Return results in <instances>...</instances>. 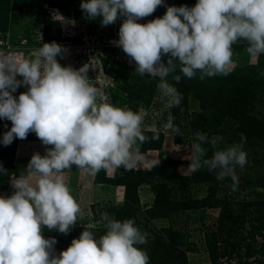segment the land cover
Listing matches in <instances>:
<instances>
[{"label":"clouds","instance_id":"1","mask_svg":"<svg viewBox=\"0 0 264 264\" xmlns=\"http://www.w3.org/2000/svg\"><path fill=\"white\" fill-rule=\"evenodd\" d=\"M162 4L163 0H82L80 7L87 18L102 17V27L124 18L119 39L112 43L135 62V72L159 78L158 89L171 106L179 107L183 99L167 82L177 68L188 79L197 72L200 79L227 75L232 45L239 41L247 43L251 56L264 54V0H197L194 7L170 6L162 18L136 22ZM61 52V46L53 42L42 44L32 59L0 55V119L12 123L0 143L8 146L14 138L25 139L33 132L43 145L52 146L43 157L34 154L27 166L30 176L37 178L34 186L20 178L12 183L13 195L0 197V264H149L146 251L137 247L147 243V234L132 219L119 221L104 213V235L96 238L85 229L58 256L53 255L57 241L43 236L44 228L68 234L83 215L60 178L64 170L75 166L95 174L111 167L132 168L133 146L149 139L141 132L139 115L108 102L105 94L88 83L83 68L62 67L56 60ZM163 56L168 57L166 64ZM181 78L173 76L177 83ZM22 85L28 91L17 99L12 93ZM165 123L148 131L166 137ZM169 127L171 133L179 132L171 122ZM245 141L241 134V143L215 150L208 158L204 145L215 148L223 137L209 139L197 132L188 167L192 172L206 168L220 181L230 177L235 190V168L247 164ZM0 172H6L2 165Z\"/></svg>","mask_w":264,"mask_h":264},{"label":"rangeland","instance_id":"2","mask_svg":"<svg viewBox=\"0 0 264 264\" xmlns=\"http://www.w3.org/2000/svg\"><path fill=\"white\" fill-rule=\"evenodd\" d=\"M47 1H34L33 11L30 14L26 9L22 13L15 12V9H12L13 0H10L8 18L5 16L6 12L2 6L0 9V55L15 60L32 59L35 50L46 43L42 26L48 22L50 17L53 19V16H56L55 20L52 21L57 22L62 28L63 41L53 42L62 48L61 54L56 57L57 62L62 67H68L74 71L83 68L88 83L105 94L108 102L115 107L129 110L130 103L127 93L122 90V87H126L132 92L131 94L136 100L137 104L134 103L137 106V115L141 118L142 133L149 132L148 130L154 131L155 128H158V124L167 122L164 127L167 136L164 135L162 150L139 154L133 146L132 154L135 166L126 168V172L150 169L158 160L163 159L179 162V164H170L169 166L172 167L168 169L173 174L176 173V175L189 179L194 172L189 169L190 162L187 158L192 151V140L196 133L192 131L189 122L191 117H197L199 112H203L202 109H205L206 117H211L213 111L210 109L212 108H202L201 102L194 96H189L186 103L182 99L179 107L183 108L182 110H187L189 118L181 120L178 125H175L170 118L171 115H169L172 112L170 109L173 108L169 103V98L164 97L158 89L159 78L141 76L135 72V62H130V58L123 50L112 43L119 39L118 33L124 20L123 17L118 18L114 24L102 27V17L90 19L86 15H80L83 22L78 23L74 12L81 10L82 0H63L65 3H72L66 13L59 9H52ZM0 2L3 3V0ZM196 3L197 0H163L162 6L157 7L152 15L136 22L146 24L154 19L162 18L167 7L170 6L191 8ZM57 17L59 20H56ZM42 21H45L43 25ZM4 27L5 29H3ZM247 47V43L244 41L232 45V64L227 75L200 79V75L197 74L196 83L205 84L207 89H214L216 85L226 82L231 74L245 72L253 66L256 67L260 80H264V54L251 56ZM245 73L247 74V72ZM16 79L23 80L20 76H17ZM167 82L176 87L171 79L167 78ZM262 82V90L258 92L253 102L250 114L255 119L264 122V81ZM27 91V86L22 85L12 95L18 99L20 94ZM169 122L173 127L179 129L178 133L169 131L171 129ZM213 126L217 127L215 124ZM239 127V122L226 118L222 119L219 122L217 133L210 137V139L214 136L223 137V142L216 145L213 148L214 151L239 144L231 142L238 133ZM25 139L14 140L10 148L15 149V165L27 168L32 156L37 151V143L40 142L41 144V141L33 132H30ZM254 143H257L256 140H251L248 145H243V150L247 153V164L243 168L239 166L235 168V174L238 178V186L235 190L232 180H219L218 182V198L231 202V209L235 210L241 219L233 222H222L221 207L185 210L175 207L167 210L168 218L165 220H151L152 214L147 213L146 210L153 207L156 194L150 185L143 184L139 187L141 222L138 224V229L150 238L162 234L163 229H171L172 231L171 234L164 236L167 244L165 247H161L159 251L158 249L156 251L151 250L148 242L142 245V249L149 256V264H167L173 260L181 262L179 257L183 253L187 256L188 264H264V210H261L264 208V145ZM5 170L7 171V169ZM124 171L125 167L123 166L111 167L107 169V175L119 177L123 175ZM22 173V170L18 171V174ZM27 173L28 176L25 178L29 177V183L34 186L37 178L30 176L28 170ZM93 175L88 171L72 166V168L64 170L60 177L70 189L71 195L83 213L82 216H78L77 223L70 228L77 237H80L85 229H92L89 227L95 224V221H92L94 216L100 219L102 214L107 213L109 217L116 219L115 210H110L123 208L125 204L124 186L97 184L95 180H92ZM20 178L22 177L13 175L9 184L8 182L6 184V190L9 191L8 195L2 191L1 197L7 198L13 195L15 189L12 187V183ZM213 184V182L193 184L189 180L186 182L171 180L169 185L173 189V194L170 198L184 199L185 203H188L187 199H202L208 195V190ZM113 194L115 196H112ZM258 206L261 207L258 208ZM159 209L156 208L158 213H160ZM233 223L236 224V227L233 226ZM222 228L226 232H221L220 229ZM53 232H57V230L52 232L43 230L44 238H54ZM94 233L96 238L105 234L104 232ZM211 246L219 253L216 263L210 255ZM172 247H175L176 253L170 251ZM57 248L58 243L54 245L53 255L55 256L61 252Z\"/></svg>","mask_w":264,"mask_h":264},{"label":"trees","instance_id":"3","mask_svg":"<svg viewBox=\"0 0 264 264\" xmlns=\"http://www.w3.org/2000/svg\"><path fill=\"white\" fill-rule=\"evenodd\" d=\"M10 0H3V3L0 2V9L2 6L4 7L6 12V17L8 18V8H9ZM36 0H13L12 9H15V12L22 13L25 9L28 12L33 11L32 5ZM48 5L52 8H58L60 11L66 13L72 3H65L63 0H48ZM76 16V20L78 23H82L83 20L80 18V15L85 14L82 10H77L74 12ZM7 28V27H6ZM43 28L44 39L47 42H62V28L60 25L53 21H48L45 23ZM1 29V27H0ZM5 29V27L3 28ZM77 40V39H76ZM78 41V40H77ZM167 56L162 57V62L167 63ZM247 72V74L245 73ZM245 72H237L238 74H231L226 82H222L219 85H216V88L207 89L205 84H197L195 81V77L200 75L197 72L196 76L192 79H188L182 76L179 68L175 73L170 74L167 78L171 79V81L176 85V89L179 93L182 94L183 100L185 103L188 100L189 96L196 97L200 102L202 108L210 107L211 111H213L211 117H206L203 112H199L197 117H191V121L189 122L191 125L192 131L206 133L207 136L210 137L217 133V128L219 122L222 119H231L235 122H239L240 127L238 129V133L231 142L241 143V134L246 137V141L243 145H248L251 140H256L258 145H264V122L259 119H255L250 114V108H252L253 102L258 94L262 90L264 80H260L258 77L256 67H250ZM181 75V80L177 83L173 76ZM122 87V86H121ZM122 90L127 93L128 100L130 103L129 110L137 114V106L135 105L134 96L131 94L126 87H122ZM135 102V103H134ZM137 104V103H136ZM170 109L171 115L170 118L174 121L175 125H178L179 121L186 120L189 118L187 114V110H182L180 107H174ZM184 111L182 114L181 112ZM217 125L213 126L212 125ZM12 127V123L6 119H0V141L3 139V135L9 131ZM176 133V132H174ZM144 136L148 137V141L141 144L137 141V144L134 145L137 153H146L148 151L154 150H162V144L164 141V136L161 133L156 132H146L142 133ZM157 137L156 139H152V137ZM20 141L26 139L14 138L13 141ZM195 142V136L192 140V143ZM12 144V143H11ZM5 146L0 143V165H2L3 169H7L6 174L4 172H0V191H5L7 189V182L9 184L10 178L15 175L18 177L25 178L28 176L27 168L25 166L15 165L14 157H15V149L10 148L12 145ZM204 147L208 148L207 157L211 158L213 155L214 149L205 144ZM10 149H12L10 151ZM11 152V153H10ZM179 164V162L171 161V160H163L152 166L150 169L146 170H134V172L127 173L126 167L122 176L119 177H110L107 175V170L101 169L95 174V183L97 184H106V185H117L125 187V204L123 208L111 209L110 211H114L116 213V220L124 221L128 219H132L135 222V226L139 227L138 224L141 222V205H140V195H139V187L143 184L150 185L151 189L155 192L156 198L154 201L153 207L147 209V213H151V220H165L168 218L167 210L171 208H177L180 210L185 209H202V208H214L221 207V221L222 222H233L235 220L241 219L239 215L235 213V210L231 209V202L227 200H223L218 198V182L216 179V173H209L208 170L202 169L200 171L194 172L193 175L188 179V177H183L181 175H176L171 172L169 165ZM22 170V174H18V171ZM175 180L177 182L189 180L191 183H214L210 188L208 195L202 199H187L188 203H185L183 200H175L171 199L170 196L173 194V189L169 185V181ZM232 180L230 177L225 178L223 181ZM164 203V204H163ZM180 205V207H178ZM183 205V206H182ZM251 206V205H250ZM261 206H258V208ZM156 208H160V213L156 211ZM264 210V208H261ZM113 212V213H114ZM260 212V211H259ZM261 213V212H260ZM95 221V226L90 229L93 232H104L106 231L104 227V223L101 218L93 217ZM111 218V216H110ZM223 224V223H222ZM233 226L236 227V224L233 223ZM43 230L49 231L47 228ZM89 230V229H88ZM54 231V230H52ZM49 231V232H52ZM221 232H226L223 228L220 229ZM69 229L68 234H62L59 231L53 232L54 239L58 243V250L65 251L71 245L73 239H78L76 235H74ZM162 234L155 235L153 238L147 237V242L151 248V250L156 251L161 247H165L167 241L164 236L166 234H171V229H163ZM163 235V237H161ZM137 247L142 248V245H137ZM172 247L170 250L173 253H176ZM227 252V251H226ZM218 251L213 249L212 246L210 248V255L214 260V263L218 261ZM159 256V254L157 253ZM181 262H177L173 260V262H169L167 264H188L186 254H180Z\"/></svg>","mask_w":264,"mask_h":264},{"label":"crops","instance_id":"4","mask_svg":"<svg viewBox=\"0 0 264 264\" xmlns=\"http://www.w3.org/2000/svg\"><path fill=\"white\" fill-rule=\"evenodd\" d=\"M33 143V142H32ZM37 145H38V147H37V151H36V153L35 154H40L42 157L44 156V155H46V150H47V148H50V147H52V146H45V145H42V142H41V144H40V142H38L37 143ZM24 164H26L27 165V163H24ZM96 174V173H95ZM95 174L93 175V179L92 180H95L94 179V177H95ZM113 177H116V176H113ZM29 178V177H28ZM27 178V179H28ZM100 185H103V184H100ZM6 195H8V193H9V191L8 190H5V191H3ZM2 191H0V197H1V194L3 193ZM112 196H115L114 194L112 195Z\"/></svg>","mask_w":264,"mask_h":264},{"label":"built area","instance_id":"5","mask_svg":"<svg viewBox=\"0 0 264 264\" xmlns=\"http://www.w3.org/2000/svg\"><path fill=\"white\" fill-rule=\"evenodd\" d=\"M44 21H42V25H43Z\"/></svg>","mask_w":264,"mask_h":264}]
</instances>
